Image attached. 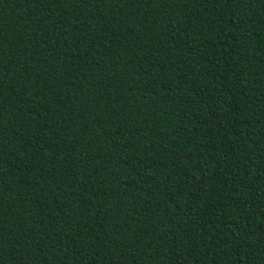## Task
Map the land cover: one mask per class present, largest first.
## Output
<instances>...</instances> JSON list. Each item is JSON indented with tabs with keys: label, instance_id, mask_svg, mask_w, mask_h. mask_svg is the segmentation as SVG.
I'll use <instances>...</instances> for the list:
<instances>
[{
	"label": "trees",
	"instance_id": "16d2710c",
	"mask_svg": "<svg viewBox=\"0 0 264 264\" xmlns=\"http://www.w3.org/2000/svg\"><path fill=\"white\" fill-rule=\"evenodd\" d=\"M0 264H264V0H0Z\"/></svg>",
	"mask_w": 264,
	"mask_h": 264
}]
</instances>
